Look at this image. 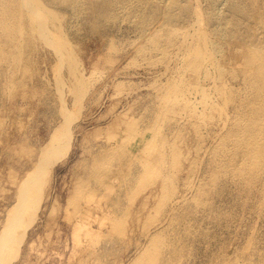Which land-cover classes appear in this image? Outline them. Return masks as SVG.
Returning <instances> with one entry per match:
<instances>
[{
	"label": "rangeland",
	"instance_id": "rangeland-1",
	"mask_svg": "<svg viewBox=\"0 0 264 264\" xmlns=\"http://www.w3.org/2000/svg\"><path fill=\"white\" fill-rule=\"evenodd\" d=\"M262 67L264 0H0V264H264Z\"/></svg>",
	"mask_w": 264,
	"mask_h": 264
},
{
	"label": "bare ground",
	"instance_id": "bare-ground-1",
	"mask_svg": "<svg viewBox=\"0 0 264 264\" xmlns=\"http://www.w3.org/2000/svg\"><path fill=\"white\" fill-rule=\"evenodd\" d=\"M109 2V1H108ZM235 9H237L238 7L236 6V7H234ZM239 11V10H238ZM260 74H261V79H264V67H262L261 69H260Z\"/></svg>",
	"mask_w": 264,
	"mask_h": 264
}]
</instances>
